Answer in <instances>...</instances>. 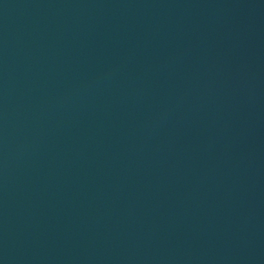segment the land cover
Masks as SVG:
<instances>
[{"label": "water", "instance_id": "1", "mask_svg": "<svg viewBox=\"0 0 264 264\" xmlns=\"http://www.w3.org/2000/svg\"><path fill=\"white\" fill-rule=\"evenodd\" d=\"M0 264H170L121 0H0Z\"/></svg>", "mask_w": 264, "mask_h": 264}]
</instances>
